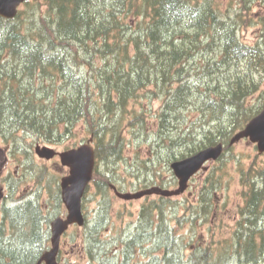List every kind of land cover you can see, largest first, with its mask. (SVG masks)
<instances>
[{
	"label": "trees",
	"instance_id": "16d2710c",
	"mask_svg": "<svg viewBox=\"0 0 264 264\" xmlns=\"http://www.w3.org/2000/svg\"><path fill=\"white\" fill-rule=\"evenodd\" d=\"M251 1L225 16L216 0H29L14 19L0 17V145L23 167L21 180L28 173L36 183L28 198L0 205V264H39L48 250L59 178L29 167L32 149L62 144L78 124L96 158L83 198L99 205L95 225L83 227L91 262L130 264L140 249L142 264H264V154L248 165L233 157L235 226L216 249L205 238L233 179L229 141L264 106V92L259 107L248 104L264 81V48L239 37L254 21ZM148 98L161 102L150 128L148 112L135 109ZM217 144L224 151L193 202L145 197L130 234L106 222L112 187L175 185L172 174L164 179L171 163ZM45 188L58 203L47 214ZM172 220L187 231L175 232Z\"/></svg>",
	"mask_w": 264,
	"mask_h": 264
},
{
	"label": "rangeland",
	"instance_id": "374dc122",
	"mask_svg": "<svg viewBox=\"0 0 264 264\" xmlns=\"http://www.w3.org/2000/svg\"><path fill=\"white\" fill-rule=\"evenodd\" d=\"M239 1L240 0L218 1L217 6L226 16L228 11L232 13L233 10L235 11L238 8L237 6L240 5L238 3ZM251 2L252 6H254V8L252 9L254 14V21L251 23L250 26L246 27L242 25V29L240 28L239 31V37L247 45H253L257 43L264 48V25L262 22H260V18L262 16L264 17V0H252ZM263 92L264 81H262L259 87V91L255 93L251 98H249L248 104L259 107V102L261 101V96ZM139 102L143 104H136L137 106L135 109L143 110L144 113L148 112L146 115V119L148 121V128H150V124L156 120L155 113H157V111L159 110L161 102L150 98L141 100ZM149 106L151 108L150 113ZM129 136L130 135L128 134L127 139H131ZM88 139H90V137L87 138L85 130L81 125L78 124L75 129V136H72L71 138L65 140L60 145L50 147L60 152L63 151L65 147H73V145L78 146L82 143H85ZM35 145L44 146L45 144H42L41 142H36L34 146ZM232 148V152L229 153V174L232 176L233 179L227 187L225 186V188L221 190L220 196L217 195V197L219 198V203L217 204L219 211L218 214H216L214 218H212L210 221V227L213 232V235L209 234L208 237L205 236V238L207 239V243L210 244L212 242L211 244L215 249L221 246L223 240L231 236L238 215L236 207L237 205L241 204V198L239 194V175L237 173L238 165L236 162L233 161V157L236 156L238 161H242V164L244 163L246 165L250 164V162L252 161H260L261 159H263L262 155L257 153L255 146L246 139L235 142L234 145H232ZM32 152L34 155V160L29 165L31 169L36 170L38 168H45L51 176L58 177L59 181L63 176L68 174V170L60 165L58 158H55L50 161L41 160L35 155L34 147L32 149ZM133 153L134 150L132 149V147H130L128 151V156L131 159ZM213 164V162H208L204 166V168L190 181L187 189L182 194L175 197H171V199L174 200L176 203L186 202V200L189 202H193L197 198V193L203 185L204 178ZM119 174L122 177L126 176L124 167L123 169L120 168ZM171 174L172 172L165 173L166 177L164 179L166 181L168 180L167 182L172 181ZM26 175L27 177L21 180V178L23 177V167L19 166V163L15 158L6 155V152L3 151V148H1L0 145V205L4 202L7 204H13L15 203L14 201L24 200L28 198V196H30L32 191L36 189V183L34 182L33 178H30L28 173H26ZM176 184L167 187V189H176ZM140 187L142 186L138 184H135V187H133L129 183L121 192L134 193L139 191ZM90 191L92 192V187ZM40 192V204H43L44 207L47 206L44 209L45 213L47 214L48 212L47 208L51 212L54 211L55 209L53 207H55V205L57 206L58 203L56 202L54 204V201L52 200V196L48 189H40ZM35 194L37 197L38 192ZM10 196H12L15 200H11ZM111 196L112 200L110 201L109 210L110 216L106 222L114 223L115 225H117L116 227L118 229L116 231H119L122 234H130V232L134 230L133 228L137 223L139 215L138 212L141 204L144 202V199L141 198L130 201L123 200L116 197L113 192L111 193ZM155 196L156 195H152L149 196V198L152 199ZM82 205L83 212L86 215L85 218L88 220L87 225H95L97 220L95 212L98 211L99 208L98 199H95L94 197H92V195L89 194L85 198V201H83ZM176 215L177 217H180L182 214L179 213ZM54 216H59L62 218L66 216V210L63 205L62 210L58 209V212ZM50 218L53 219L51 215ZM169 224L175 232L187 231V225H184L182 228L180 226L177 227L174 220L170 221ZM48 227H50V225H48ZM199 230L200 233L205 234V231L207 230V225L200 227ZM105 232L107 233L108 230H106ZM110 233L114 234L115 230H111ZM87 234L88 230H84L83 228L73 226L68 229V231L60 239V249L57 258L59 264H97V262H91L87 255V243H85V235ZM119 260L121 262L122 258L120 257ZM143 262H145V258L141 254V250L139 249L134 255V258L130 261V264H142Z\"/></svg>",
	"mask_w": 264,
	"mask_h": 264
},
{
	"label": "water",
	"instance_id": "95a60500",
	"mask_svg": "<svg viewBox=\"0 0 264 264\" xmlns=\"http://www.w3.org/2000/svg\"><path fill=\"white\" fill-rule=\"evenodd\" d=\"M26 1L28 0H0V17L7 20L13 19L17 15L20 5ZM241 139H248L256 145L259 154L264 153V107L241 131L231 138L230 145ZM222 151L223 145L218 144L205 148L188 158L171 163L170 168L178 180V188L176 190L171 191L152 187L137 193H119L115 191V195L123 200H136L149 195H160L163 197L179 195L187 188V183L190 178L206 162L217 160ZM34 153L38 158L44 160H51L54 157H58L61 166L68 168V174L61 178L59 185L61 201L67 214L64 219L57 217L51 221V248L42 254L38 262L39 264H59L56 256L62 234L72 225H77L78 227L84 225L82 197L92 180L95 166V152L92 146V138L87 140L86 143L63 152L55 151L50 147L37 145Z\"/></svg>",
	"mask_w": 264,
	"mask_h": 264
},
{
	"label": "bare ground",
	"instance_id": "6f19581e",
	"mask_svg": "<svg viewBox=\"0 0 264 264\" xmlns=\"http://www.w3.org/2000/svg\"><path fill=\"white\" fill-rule=\"evenodd\" d=\"M264 256V255H263Z\"/></svg>",
	"mask_w": 264,
	"mask_h": 264
}]
</instances>
